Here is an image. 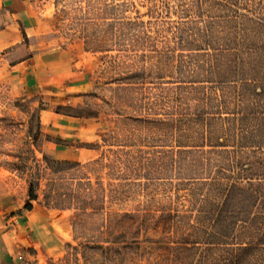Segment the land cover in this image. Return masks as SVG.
Returning <instances> with one entry per match:
<instances>
[{
  "label": "rangeland",
  "instance_id": "374dc122",
  "mask_svg": "<svg viewBox=\"0 0 264 264\" xmlns=\"http://www.w3.org/2000/svg\"><path fill=\"white\" fill-rule=\"evenodd\" d=\"M178 3L31 0L32 38L0 47V264H225L205 239L228 181L179 179L146 161L203 143L173 133L171 113H218L172 112L167 100ZM124 21L146 25L124 37ZM32 54L33 68L11 69ZM249 258L264 264V251Z\"/></svg>",
  "mask_w": 264,
  "mask_h": 264
},
{
  "label": "trees",
  "instance_id": "16d2710c",
  "mask_svg": "<svg viewBox=\"0 0 264 264\" xmlns=\"http://www.w3.org/2000/svg\"><path fill=\"white\" fill-rule=\"evenodd\" d=\"M176 1L168 50L176 81L169 82L167 100L172 112L186 106L218 113H171L173 133L194 131L203 143L154 150L146 161L179 179L228 181L205 241L218 244L225 264H243L246 253L248 264L252 253L264 251V0ZM145 25L124 21V37ZM219 134L235 145L218 144ZM123 156L117 159L126 161ZM35 200L31 186L29 201Z\"/></svg>",
  "mask_w": 264,
  "mask_h": 264
},
{
  "label": "crops",
  "instance_id": "0c3cea01",
  "mask_svg": "<svg viewBox=\"0 0 264 264\" xmlns=\"http://www.w3.org/2000/svg\"><path fill=\"white\" fill-rule=\"evenodd\" d=\"M0 12L7 14L6 21L0 27V47H4V49H12L21 42L25 40L28 41L32 38V35L30 34V32H32L31 26L33 24V9L31 0H0ZM6 55H9V52H7ZM34 59L35 54H32L26 59L13 64L11 69L19 68L23 69V72H27L30 68L35 66L33 64ZM67 77L68 76L65 74H59L57 76V85L60 86L65 84ZM36 80V78L33 79L34 83L31 82L32 85L37 84Z\"/></svg>",
  "mask_w": 264,
  "mask_h": 264
}]
</instances>
